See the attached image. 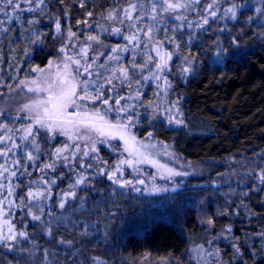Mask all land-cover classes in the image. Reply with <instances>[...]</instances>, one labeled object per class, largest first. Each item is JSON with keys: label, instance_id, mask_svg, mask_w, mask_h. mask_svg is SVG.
<instances>
[{"label": "rangeland", "instance_id": "rangeland-1", "mask_svg": "<svg viewBox=\"0 0 264 264\" xmlns=\"http://www.w3.org/2000/svg\"><path fill=\"white\" fill-rule=\"evenodd\" d=\"M46 1L50 2V0L43 2L28 0L25 3V0H13L12 5L9 6L7 0H0V8H3V11L18 12L21 16L19 22L25 20V28L22 26L25 30L31 27L29 21H34V14L43 15L47 10L49 5ZM97 1L59 0L57 5L54 4L52 31L55 49L49 60L53 61L52 66L49 67L48 62L40 68L43 69L42 73L34 71V76L25 79L24 85H20L19 82L10 91L4 92L0 98V108L3 107V110L13 108L15 111L24 112L34 120L35 113L23 110V105L31 104L35 100H46L52 95L45 89L57 78V73L65 72V65L68 66L67 72L72 73L77 81H95L88 87L89 96L96 95V89L103 86V98L113 97L109 105L91 99L83 100L80 98L85 93L78 88L77 95L73 98L76 103H68L63 109L59 117L63 122L62 130L56 131L67 137L71 136L69 150H64L59 160L54 154L51 155L41 167L45 169L44 166L50 163H55V167L65 165L77 157H86L85 152H89L90 156L94 154L90 152L93 146L98 149V146L102 145L114 150L112 146L119 145L120 150L114 161L102 164L96 162V166L97 163L99 164L97 172H90L89 180L84 183L85 186L79 185L74 190L76 192L74 202L78 203L74 212L77 210L85 216L74 219L72 234L74 264H96L93 257L100 258L103 264H226L221 248L233 238L228 212L232 197L243 193V188L240 186H243L242 183L245 181L264 183L259 179L260 174L264 172V162L257 166L242 165L234 173L229 169L223 181L192 183L193 179H189L194 173L192 165L175 151L173 144L153 137L149 138L148 135L139 137L134 131V124L138 119H143L144 122L160 119L169 125V116L182 120L184 124L181 99L174 86L198 65L197 55L188 52L191 45L199 42L205 46L208 57L215 62H217L218 44L227 50L224 58L234 56V52L243 53L252 42L264 39V0H167V2L166 0H113L109 7L96 13L94 4ZM17 2L19 8L16 7ZM68 2H71L74 8L78 7L81 13L76 11V17H73L72 11L65 6ZM167 3L180 4L184 7L165 11ZM89 4L92 5L91 10L88 9ZM209 5L212 7L209 8ZM233 5L241 6L237 8L235 19L230 13L225 15L226 9ZM258 9L260 11H257ZM210 12H215L216 16H210ZM205 17L208 19L207 24H203ZM57 20L61 24L60 32L56 31ZM198 24L203 26L197 27ZM113 29L120 31L114 33ZM210 29L211 32L214 30V33L209 34ZM248 31L251 32L252 40L239 41V35H245ZM69 32L75 35L69 36ZM89 36H97L99 39L89 40ZM133 36L135 39L130 40L129 38ZM233 40L237 42L239 48L232 44ZM113 48L117 51L113 52ZM157 51L171 53V59L165 56L167 65L163 69L157 68L161 62ZM69 57L71 59H68ZM77 60L80 62L79 65L74 63ZM88 65H92L89 68L90 75L84 72V68ZM185 67L191 68L192 71L183 74L182 69ZM122 69L127 70V77L121 74ZM108 80H111L110 84L107 83ZM32 81L36 83L33 84ZM18 85L20 86L17 87ZM29 88H39L40 91L29 92ZM147 94L150 98L146 97ZM121 97L124 99L121 100L120 105H116L115 101ZM109 106L112 109L127 108V113L108 111ZM97 112L103 120L95 118ZM81 121L89 123H81ZM91 124L103 127L105 135L100 136L91 128ZM108 125L118 126L108 127ZM182 125L172 123L169 126ZM105 140L107 143H101ZM165 145L168 146L167 151L171 155L163 154ZM30 146L33 147V143ZM64 157H67V162ZM144 157L159 161L169 168L192 174L186 178L175 177L177 181L185 180V184L176 192L148 193L143 189L151 188L153 182L161 187L171 186L170 182L161 179L163 170L152 163H138L134 168L123 165V175L120 176L118 173V178L121 181L130 180L133 182L132 185L121 188L120 185L113 184L109 180L107 194L103 196V201L98 206L94 204L88 209L85 203H81L86 202L83 193L89 188L93 178L108 180L106 175H97L100 168L106 167L108 171H113L122 159L136 161L143 160ZM153 177H155L154 181ZM235 177L240 178L241 184L231 181ZM141 180L145 183L140 184ZM41 182H38V185H41ZM134 186L141 191H133ZM186 204L195 211L200 231L189 234L188 248L181 257L149 253L134 256L121 252L120 241L113 240L114 236L116 238L123 236L130 227L146 224L153 215L179 222L183 219L182 213ZM108 205L111 206L109 212L105 209ZM132 210L135 211L136 217L129 216L128 213ZM117 216L119 223L113 226L111 218ZM209 219L212 220L211 225L207 223ZM228 228H231V232L227 231ZM197 246H202V250L197 249Z\"/></svg>", "mask_w": 264, "mask_h": 264}, {"label": "trees", "instance_id": "trees-1", "mask_svg": "<svg viewBox=\"0 0 264 264\" xmlns=\"http://www.w3.org/2000/svg\"><path fill=\"white\" fill-rule=\"evenodd\" d=\"M112 1L98 0L94 4L95 12L106 9ZM58 3L59 0H50L43 15H33L37 23L25 30V20L19 22L18 12H0V98L21 80L33 77V69L44 67L53 56L52 14L54 4ZM65 6L73 17L76 11L81 13L71 2ZM88 9H92L91 4ZM211 31L209 34L214 33ZM249 32L239 35L238 40H252ZM37 37L41 42L33 44ZM196 43L188 51L197 55L196 69L174 86L181 99L184 124L173 127L160 119L147 122L138 119L134 131L139 137L152 133L153 138L172 143L175 151L191 163L194 173L189 179H193L192 183H209L226 179L229 169L234 173L242 165L257 166L264 162V39L252 42L244 55L228 56L219 63L208 57L205 46ZM5 110L0 108V125H6L0 127V138H5L0 139V206L4 209L0 230L7 233L4 223L7 220L17 232L25 231L29 235L10 242L17 251L0 246V264H74V219L85 216L77 210L74 212L78 205L74 196L64 198L63 208L61 198L65 192L72 191L69 185L80 174L89 180V173L97 172L99 164L96 166V162L114 161L119 145L115 150L99 145L98 151L90 156L41 169L56 149L67 145L65 150H69V137L49 133L24 112L13 108ZM29 125L33 133L25 140L24 129ZM28 153L33 160L27 159ZM93 179L83 193L86 202H81L88 209L103 201L110 185L107 179ZM239 179L235 177L231 181L241 184ZM40 181L42 184L38 185ZM242 184L243 193L234 195L229 207L233 238L223 244L222 256L226 264H264V183L252 180ZM48 189L50 196L43 195L36 200L27 198L29 191L46 192ZM97 191L100 193H95ZM9 201L13 205L10 206ZM109 206L105 208L108 212ZM29 209L41 220H33L28 215ZM184 209L179 222L153 215L146 224L130 227L123 236H114L113 240L120 241L121 252L134 256L149 253L181 257L188 248L189 234L200 231L195 211L189 204ZM134 213L132 210L128 214L136 217ZM111 219L113 226L119 223L118 216ZM61 240L70 241L71 245L59 243ZM233 244H237L239 253L235 252Z\"/></svg>", "mask_w": 264, "mask_h": 264}, {"label": "snow or ice", "instance_id": "snow-or-ice-1", "mask_svg": "<svg viewBox=\"0 0 264 264\" xmlns=\"http://www.w3.org/2000/svg\"><path fill=\"white\" fill-rule=\"evenodd\" d=\"M27 2H28V0H25V3H27ZM41 2H43V0H41ZM166 2H167V0H166ZM12 3H13V0H7V4L9 6H11ZM16 7L19 8L18 2L16 4ZM177 7H184V5L167 3V8L165 9V11H168L169 9H174ZM211 7H212V5H209V8H211ZM238 7H241V6L240 5H233L232 7L226 9L225 15H228L230 13L231 17L233 19H235ZM29 10H31V9H29ZM0 11H3V8H0ZM257 11H260V9H258ZM209 15L215 17L216 13L210 12ZM109 18H111V16ZM177 19H180V17H177ZM29 23L34 24V23H37V21H29ZM207 23H208V19H207V17H205L203 20V24H207ZM202 26L203 25H199V24L197 25V27H202ZM56 31L57 32L61 31V24H60L59 20H57V23H56ZM119 31H120L119 29H113L114 33H118ZM73 35H75V34L69 32V36H73ZM88 39L89 40H98L99 38L97 36H89ZM129 39L134 40L135 36L130 37ZM40 42H41L40 37H37V39L33 41V44H37ZM232 44H235L236 47L239 48V45L237 44V42L235 40L232 41ZM63 50L64 49H61V51H63ZM112 51L116 52L117 49L113 48ZM27 54H28V52L26 51V55ZM226 54H227V50L218 44L217 52H216L217 62L222 60ZM157 55L160 56V61H161L157 65V68L163 69L167 65V60L165 59V56H167L168 59H171V53H161L160 51H157ZM233 55L234 56L244 55V53L234 52ZM68 59H71V57H69ZM52 63H53V61H49L48 66L51 67ZM74 63L79 65L80 62L77 60V61H74ZM67 67L68 66L65 65V72L63 74L57 73L56 74L57 78L55 80L51 81L49 87L47 89H45V91L51 92L52 95H50L46 100H35L31 104L23 105V110H27L29 112L35 113L34 123L39 125L40 128H46L49 133H55L57 130H62L63 122L60 121L59 117L62 114L63 109H65L67 107L68 103H76L75 99H73V98L76 97L78 88L85 93L84 96L80 98L83 100L91 99L97 103H103L104 105H109V101L111 99H113V97H111V96H109L107 99L103 98V95H104V93L102 91L103 86H101V88H99V89H96V95L89 96L88 87H89V85L95 83V81H88V80L77 81L76 77L74 75H72V73L67 72ZM91 67H92V65H88L87 67H85L84 72L88 73L90 75L89 68H91ZM33 71H38V72L42 73L43 69L34 68ZM76 71L78 72L79 69H77ZM191 71H192V69L189 67H185L182 69L183 74H188ZM121 74L124 77H127V75H128L127 70L122 69ZM32 83L35 84L36 81H32ZM107 83L110 84L111 80H108ZM24 84H25V81L21 80L20 85H24ZM20 85H18L17 87H19ZM57 89H58V91H57ZM28 91L29 92H32V91L39 92L40 89L39 88H36V89L29 88ZM109 91H111V89H109ZM123 99H124V97L117 99L115 101L116 105H120V102ZM108 111H116L117 113H120V112L127 113V108L112 109L111 106H109ZM95 118L103 120V117L99 116L98 112L95 114ZM129 121H131V117H129ZM81 123H89V122L88 121H81ZM172 123H175L177 125H182L183 121L179 120V119H175L172 116H169L168 117V124L170 125ZM117 126L118 125H108V127H117ZM0 127H6V125H0ZM123 127L126 128L127 125H123ZM91 128L94 131H96L97 133H99L100 136L105 135L103 127L98 126L96 124H91ZM24 131H25L26 135L23 137V139L27 140V139H29V137L33 133L32 126L29 125L26 129H24ZM65 134H67V133L65 132ZM152 135H153L152 133H148L149 138H151ZM80 138L83 139V137H80ZM0 139H5V138H0ZM69 139H71V136L69 137ZM121 139H123V136H121ZM101 143H107V141L106 140L101 141ZM112 147L115 150V146H112ZM145 147H149V146L145 145ZM152 147H154V145H152ZM167 147H168L167 145L164 146L165 150H164L163 154L164 155H171L167 151ZM65 148H67V145H65L64 148L56 149L54 155H55L57 160H59L61 158V154L63 153ZM97 151H98V149L95 146H93L90 149V152H92V153H96ZM4 155H7V153H4ZM84 155L89 156V152H85ZM27 159L33 160L34 157L32 156L31 153H29L27 156ZM64 160H65V162H67V157H64ZM98 163H99V161H98ZM138 163H152V164L156 165L159 169L163 170V175L161 176V179H164V180L170 182V185H171L170 187H168V186H163V187L157 186L153 182L151 188L143 189V191L148 192V193L176 192L177 190H179L181 188L182 185L185 184V180L181 179V180L177 181L175 179V177H185L186 178L192 174L188 171H179V170H176L174 168H169L166 165L160 164L159 161L151 160L148 157H144L143 160H136V161L122 159L117 163V165L113 171H108L106 167H102L99 169L97 175L98 176H105L106 175L108 180L112 181L113 184H118V185H120L121 188H126L129 185H132L133 182L130 180L121 181L118 178V173L120 176L123 175V170H122L123 165H128L129 167L134 168L135 164H138ZM44 167L45 168H55V163L46 164ZM88 167H91V165H88ZM5 171H7V169H5ZM0 175H2V174H0ZM259 179L261 182H264V172H262L260 174ZM154 180H155V177H153V181ZM51 183L54 184L55 181H52ZM84 183H86V177L83 174H80L78 176V178L75 180V182L73 184L69 185V188L72 189V191H68V192L64 193V196L61 198V201H60V207H62V208L64 207V204H65L64 198L75 196L76 192L74 190L79 185H82ZM139 183L144 184L145 182L143 180H141V181H139ZM133 191L139 192V191H141V189L134 186ZM43 195H49L50 196L51 195L50 189H48L46 192L29 191L27 193V198L29 200H36ZM21 200L23 201V198H21ZM8 203L10 206L13 205L12 201H9ZM20 206H23V205H20ZM3 214H4V209L2 208V206H0V216H3ZM28 215H31L33 220H36V221L41 220L40 216L32 215L31 209H29ZM4 223L7 225L8 230H7V233H5L3 230H0V246L8 249L9 251H17V249L14 247L13 243H10V242L17 241L18 237L27 238L29 234L25 231L17 232L14 229V227L7 220H5ZM207 223L209 225H211L212 220L209 219L207 221ZM227 231L231 232V228H228ZM48 235L51 236V230L48 231ZM59 243L68 244L69 246L71 245L70 241L61 240V241H59ZM232 247L236 253L240 252V249L237 246V244H233ZM197 249L202 250V246H197ZM92 259L96 262V264H103V261L98 257H93ZM8 264H11V262H8Z\"/></svg>", "mask_w": 264, "mask_h": 264}]
</instances>
